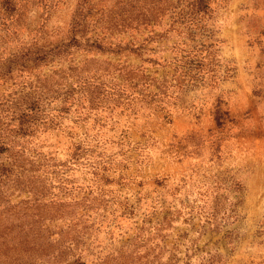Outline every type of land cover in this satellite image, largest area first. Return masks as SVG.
I'll list each match as a JSON object with an SVG mask.
<instances>
[{
	"label": "rangeland",
	"instance_id": "rangeland-1",
	"mask_svg": "<svg viewBox=\"0 0 264 264\" xmlns=\"http://www.w3.org/2000/svg\"><path fill=\"white\" fill-rule=\"evenodd\" d=\"M125 1L27 0L0 29V112L42 114L24 140L39 179L15 200L78 214L86 264H264V0L213 5L203 37ZM74 37L8 72L21 45Z\"/></svg>",
	"mask_w": 264,
	"mask_h": 264
},
{
	"label": "trees",
	"instance_id": "trees-1",
	"mask_svg": "<svg viewBox=\"0 0 264 264\" xmlns=\"http://www.w3.org/2000/svg\"><path fill=\"white\" fill-rule=\"evenodd\" d=\"M26 1L0 0V29L16 35L18 30L15 27L20 26L21 11ZM41 1L48 7L54 0ZM228 1L230 0H139L142 4L139 6L138 1L126 0L124 6L130 8L125 10L124 16L128 19L132 14L140 12L138 18L141 17L143 21L148 13L160 14L163 18L168 16L171 19L168 31L174 30L176 26L185 27L191 31L192 36L203 37L208 31L207 26L213 20L212 6ZM81 6L78 15L82 17L85 15V8ZM138 18L137 21L140 20ZM81 24L78 22L75 26L79 28ZM69 43L50 48L21 45L19 51L9 56L14 67L8 72L11 73L16 66H25L16 64L18 62L28 61L41 65L60 57L65 50L78 46L79 40L74 37ZM214 45L215 43L210 42L201 44V47L209 53ZM3 55L0 50V62L4 61ZM1 71L2 67L0 76L4 75ZM11 104L14 107H7L5 110L7 112L12 109L8 115L4 111L0 112V264H86L81 255L76 256V250L84 244L83 238L87 234L78 214L75 215L70 209L64 211L68 208L61 204H55L57 210H48V205L53 204L44 202V196L38 198V193L32 190L28 191L32 196L15 200L25 193V185L29 184L33 189L34 179H39L34 170L35 165L29 162L28 167L25 163L28 160V150L24 148V140L33 136V129L41 122L42 114L34 102L27 103L25 107ZM1 105L4 106L3 102ZM74 159L68 162L74 164ZM62 218L70 220L67 225H54ZM53 229L58 233L53 232ZM55 236L57 239H53Z\"/></svg>",
	"mask_w": 264,
	"mask_h": 264
}]
</instances>
